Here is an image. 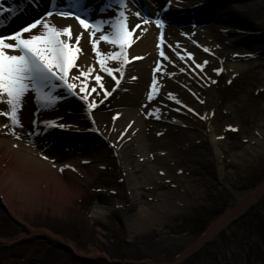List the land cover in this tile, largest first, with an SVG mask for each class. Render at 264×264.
Returning <instances> with one entry per match:
<instances>
[{
  "label": "bare ground",
  "instance_id": "6f19581e",
  "mask_svg": "<svg viewBox=\"0 0 264 264\" xmlns=\"http://www.w3.org/2000/svg\"><path fill=\"white\" fill-rule=\"evenodd\" d=\"M132 1L127 0L126 14L129 29L135 30L131 43L125 50L127 60L123 62L122 72L113 73L115 79L100 70L99 58L93 50L90 39L91 32L83 29L74 17L76 15L83 17L87 12L92 22L100 18L112 19L120 10L117 0H86V4L83 1L82 7L74 0H2L0 2L3 8L16 9L9 14L4 13L0 8V36H10L30 26L34 23L31 19L36 13L41 15V20L59 28L70 26L73 51L76 47L81 51L76 53V67L70 70L69 76H79L81 71L91 68L93 71L88 78V90L97 88L96 92L88 96V101H84L80 98L84 93L79 90L83 77L76 81L69 79V83L74 82L77 85L71 92L62 83L53 81L54 87L50 85L44 89L53 96L52 104L38 101L36 94L29 91L23 99L22 109L19 112L22 128L13 127L8 116L0 114V205H3L11 217L20 224H25L23 217H16L15 211L21 212L23 216L33 217L44 209H51L53 216L62 217L65 210L71 208L75 201H81L85 197L87 183L95 182L102 174L107 175L106 168L101 166L98 169L94 165L93 171L84 169L88 165L93 166L94 160L97 162L94 157L91 161L86 159L79 162L70 161L73 156L91 155L97 144L95 139H91L89 143H79L73 149L63 150L62 158L57 156L43 158L53 144L47 146L42 141L52 134L59 133L63 128L60 125L72 126L76 121L89 124V130L91 129L87 135L89 139L93 137L91 133L97 132L98 135L100 134V142L108 139L114 144L124 178L123 186L113 187L109 182L107 186H112L111 192L114 191L117 195L128 192L131 207H141L137 216L147 220L152 226L160 223L164 214L176 203L169 193H164L159 195L162 198L159 207H148L147 202L144 201L143 191L155 194L157 191L168 190L170 185L179 191L190 183L188 179L192 178V172L186 168L189 163L186 159L190 157L191 145L198 144V139L205 135L195 132L198 121L192 118L188 111L191 109L197 113V106L205 99L200 89L204 87H200L198 80H212V77L205 73V61L199 64L203 66V70L196 67L194 55L190 56L178 44L182 36L180 37L181 33L176 29L175 23H170L171 26L167 21L163 29L158 28L153 22L145 25L144 18L141 16L137 18L135 15L138 10ZM145 1L155 19L176 18L178 14L184 19L196 18V21L204 26L205 23L200 20L204 9L207 11L208 7H210L208 10H211V7L216 8L215 3L224 0H169L173 3L169 4L167 13H164V9L161 10L152 0ZM225 2L229 3L228 8L224 10L226 14L219 12V19L224 21L228 18L227 28H224L227 29L226 33L238 36L233 42H245L247 47L254 49L252 52L247 50L244 53L256 55L262 53L264 57V0H225ZM101 8H106V12L101 13L99 11ZM56 10L59 12L68 10L69 16L62 17L59 13H55ZM49 11L53 13L51 19L47 16ZM170 12L172 16L168 15ZM221 14H225L223 15L225 18H222ZM255 19H259L260 22L254 21ZM137 24L141 27L135 28ZM212 28L214 30L215 27H211L209 34L214 33ZM34 31L35 34H39L42 29ZM110 31L111 29L105 25V34ZM164 32H169L172 37L168 38ZM81 34L82 38L78 44H75V37ZM28 35L25 34L26 37ZM211 37L214 38V35L211 34ZM194 44L198 49L199 45ZM98 46L105 54L118 51L107 43L101 42ZM213 52L216 54L214 50ZM9 54L19 55L18 52H9ZM106 66L117 69L120 68L121 62L107 59ZM157 68L160 69L159 72L156 71ZM96 75L102 77L104 89L111 92L107 98H104L102 90L95 83ZM154 81L159 86L150 101L148 97L152 94ZM78 98L81 101H78ZM2 99L0 113H5L9 111V107L6 103L7 98ZM177 100L179 103L176 102ZM92 101H95L96 107L89 111L87 104ZM175 113L180 114L181 117L176 116ZM45 122H54L56 126L46 127ZM13 132L15 135L12 134ZM190 134L193 137L188 141L187 137ZM17 136L20 138L17 139ZM193 148L195 147H191ZM182 159L186 166L184 168ZM80 167L82 169L78 171L77 168ZM78 175L84 178L85 184L79 181ZM188 191L190 192L189 189ZM180 192L175 193L173 197L184 204L183 207H189L190 201ZM263 195L264 183L256 190L241 195L238 198V205L212 224L199 240L193 244L188 243L185 251L172 264H179L189 259L206 243L233 228L237 223L236 218L243 215ZM122 205L121 202H115L114 208L119 209ZM107 213H109L107 206L94 208L93 223L100 222ZM26 229L29 231V226ZM14 255L16 258L0 261V264H25L28 260V258L26 261L22 260L19 254ZM94 258L96 259L73 255L75 262L83 264H97V258L102 259L107 256L95 252ZM232 259L231 255L229 260ZM226 260L225 264H228V259Z\"/></svg>",
  "mask_w": 264,
  "mask_h": 264
},
{
  "label": "rangeland",
  "instance_id": "374dc122",
  "mask_svg": "<svg viewBox=\"0 0 264 264\" xmlns=\"http://www.w3.org/2000/svg\"><path fill=\"white\" fill-rule=\"evenodd\" d=\"M152 2L161 10L167 8L165 12L173 3ZM132 3L144 19L175 23L182 36L178 44L190 56L194 55L196 67L202 61L207 62L205 73L212 77V80H198L200 87H204L200 89L205 99L197 106V113L188 111L198 121L195 132L205 135L198 139V144L191 145L195 148L190 147L188 160L184 158L189 161L187 167L182 159V167L192 172V178L187 183L190 187L185 185L187 188L179 191L190 201V206L183 207L184 204L176 201L173 195L179 191L173 185L155 194L144 190L148 207H159L162 204L159 195L164 193H169L176 204L154 226L138 217L141 207H131L128 192L123 195L111 192L113 187L123 186L124 179L114 144L108 139L100 142L97 132L91 133L93 137L89 139V124L76 121L75 125L60 129V134H52L42 141L47 146L53 144L45 156L62 158L63 150L95 139L97 144L91 155L73 156L70 161H91L94 157L97 162L94 160L93 166L84 169L93 171L94 165L98 169L101 166L106 168L107 175L87 183L85 197L75 201L62 217L53 216L51 209H44L33 217L15 211L16 217H23L25 224H20L0 205V261L11 260L14 254H19L22 260L28 258L25 264L42 261L43 264H83L75 262L73 255L96 259L94 254L98 252L107 258H97V264H172L188 243L199 240L212 224L233 210L241 195L264 183V57L262 53H244L254 49L245 42H233L238 36L226 33L228 18L219 19V12L226 14L224 10L229 3L217 1L216 8L204 9L200 18L204 26L196 18L184 19L178 14L176 18L155 19L145 0ZM36 14L32 22L41 20V15ZM168 15L172 16L171 12ZM190 23L193 27L186 28ZM211 27H215L214 33L209 34ZM164 34L172 37L169 32ZM194 43L199 45L198 49ZM175 115L181 117L178 113ZM190 137L192 134L188 135V141ZM78 179L85 184L84 178L78 175ZM108 182L113 187L107 186ZM115 202L123 205L115 209ZM106 206L109 213L100 222L93 223L94 208ZM236 219V225L229 232H222L179 264H225L226 259L228 264H264V195Z\"/></svg>",
  "mask_w": 264,
  "mask_h": 264
},
{
  "label": "snow or ice",
  "instance_id": "6c2138e0",
  "mask_svg": "<svg viewBox=\"0 0 264 264\" xmlns=\"http://www.w3.org/2000/svg\"><path fill=\"white\" fill-rule=\"evenodd\" d=\"M74 2L81 7L83 5V0H74ZM117 2L120 10L112 19L106 20L100 18L92 22L87 12L84 13L83 17L81 15L74 17L83 29L91 32L90 39L93 50L99 58L100 70L106 72L113 79H115L113 75L114 71L122 72L123 70V62L127 60L125 50L130 45L131 37L135 30H130L127 23V0H117ZM0 8L3 9L4 13L9 14L16 11L15 8H3L2 5H0ZM106 10V8H101L99 11L103 13ZM59 15L68 17L69 13L60 12ZM135 15L137 18L141 16L140 12H136ZM47 16L48 19H51L53 13L49 11ZM152 22L151 19L143 20L145 25L151 24ZM155 24L161 29L165 26L161 19H156ZM105 25L111 29L107 34H105ZM140 27V24L135 26V28ZM40 29L42 31L39 34H35L34 30ZM25 34L29 35L26 37ZM81 38L82 34L76 36L75 44H78ZM101 42L114 46L118 51L111 54L102 53L98 46ZM73 46V36L70 26L59 28L45 20L34 22L13 35L6 37L0 36V102H3L2 98L6 97V103L9 107L8 112L0 114L7 115L13 127H23L20 123L19 112L22 109L23 99L29 91L36 94L38 101L44 104H52L54 102L53 96L47 91H44V89L50 85L54 87L55 85L52 82L57 81L62 83L71 92L77 85L74 82L69 83V79L76 81L80 80L81 77H83V80L80 83L79 90L81 93H84L80 97L82 100L88 101V96L97 91L96 87L91 88L90 91L88 90V78L93 69L90 68L87 71H81L79 76L76 77L69 76L70 70L76 67V53L81 51L79 47H76L75 51H73ZM205 51L209 50L205 49ZM9 52H18L19 55H12ZM161 55H164L163 52H161ZM107 59L121 62L120 68L112 69L107 67ZM197 67L203 70L202 65H197ZM156 71L159 72L160 69L157 68ZM94 79L96 85L102 90L104 98L111 95L110 91L104 89L100 75H96ZM116 83L118 85L119 81L117 80ZM158 86V83L154 81L152 84V94L148 97L150 101L154 98ZM176 102L179 103L178 100ZM94 107H96L95 101L87 104L89 111ZM45 126L52 127L56 125L54 122H45ZM5 127H8V125H5ZM60 127L64 126L60 125ZM233 130L236 131L237 129ZM12 134L15 135L14 132ZM19 138L17 136V139ZM43 158L48 159L46 156Z\"/></svg>",
  "mask_w": 264,
  "mask_h": 264
}]
</instances>
